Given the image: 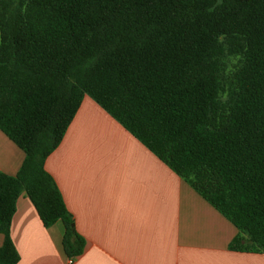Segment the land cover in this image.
<instances>
[{
  "label": "trees",
  "instance_id": "obj_1",
  "mask_svg": "<svg viewBox=\"0 0 264 264\" xmlns=\"http://www.w3.org/2000/svg\"><path fill=\"white\" fill-rule=\"evenodd\" d=\"M84 95L232 223L229 250L264 253V0H0V131L24 153L0 173V264L22 193L83 251L44 162Z\"/></svg>",
  "mask_w": 264,
  "mask_h": 264
},
{
  "label": "crops",
  "instance_id": "obj_2",
  "mask_svg": "<svg viewBox=\"0 0 264 264\" xmlns=\"http://www.w3.org/2000/svg\"><path fill=\"white\" fill-rule=\"evenodd\" d=\"M23 159L0 131V173L15 175ZM44 168L84 240L72 264H264L263 252L229 250L232 223L87 95ZM63 231L60 221L44 227L20 194L17 264H68Z\"/></svg>",
  "mask_w": 264,
  "mask_h": 264
},
{
  "label": "rangeland",
  "instance_id": "obj_3",
  "mask_svg": "<svg viewBox=\"0 0 264 264\" xmlns=\"http://www.w3.org/2000/svg\"><path fill=\"white\" fill-rule=\"evenodd\" d=\"M238 59L239 57L235 55H223L221 60L225 72H232L238 64Z\"/></svg>",
  "mask_w": 264,
  "mask_h": 264
},
{
  "label": "built area",
  "instance_id": "obj_4",
  "mask_svg": "<svg viewBox=\"0 0 264 264\" xmlns=\"http://www.w3.org/2000/svg\"><path fill=\"white\" fill-rule=\"evenodd\" d=\"M68 264H72V262H73V258H70V259H68Z\"/></svg>",
  "mask_w": 264,
  "mask_h": 264
}]
</instances>
